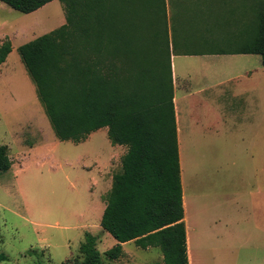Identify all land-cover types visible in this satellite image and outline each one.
I'll use <instances>...</instances> for the list:
<instances>
[{"label": "rangeland", "instance_id": "374dc122", "mask_svg": "<svg viewBox=\"0 0 264 264\" xmlns=\"http://www.w3.org/2000/svg\"><path fill=\"white\" fill-rule=\"evenodd\" d=\"M194 1L186 4L191 22L202 27L208 22L196 36L207 34L220 48L242 45L240 30L245 21L253 22L255 0H249L250 6L247 0ZM217 17L223 18L220 26ZM64 21L60 0L30 13L0 1V44L6 39L12 44L0 66V145L8 147L12 162L0 174V264H72L85 232L97 236L101 253L117 242L102 229L100 219L126 147L113 145L104 127L80 142L57 139L17 52L19 45ZM223 57L230 63L224 65L228 71L261 65L257 54L247 63ZM181 58H174L177 73ZM253 77L256 84L248 94L256 106L253 119L225 126L223 141L198 142L201 149L190 166L186 162L185 194L204 205L195 206L187 217L193 264H264V74ZM239 130L243 139L237 136ZM182 151L183 141V184ZM122 250L118 259L104 262L164 264L157 248L142 249L130 241Z\"/></svg>", "mask_w": 264, "mask_h": 264}, {"label": "trees", "instance_id": "16d2710c", "mask_svg": "<svg viewBox=\"0 0 264 264\" xmlns=\"http://www.w3.org/2000/svg\"><path fill=\"white\" fill-rule=\"evenodd\" d=\"M0 1L30 13L52 0ZM60 1L64 23L17 47L36 96L57 139L80 142L107 127L110 142L126 147L100 219L117 242L101 253L85 232L72 264H106L130 241L159 249L164 264H188L171 55L250 53L264 66V0L251 24L241 18L242 45L232 49L195 35L208 22H191L188 0ZM11 50L9 39L0 44V66ZM11 165L2 144L0 174Z\"/></svg>", "mask_w": 264, "mask_h": 264}, {"label": "crops", "instance_id": "0c3cea01", "mask_svg": "<svg viewBox=\"0 0 264 264\" xmlns=\"http://www.w3.org/2000/svg\"><path fill=\"white\" fill-rule=\"evenodd\" d=\"M226 55L237 57L234 58V63H247L252 54L206 51L201 54L171 55L173 104L175 110L179 163H182L181 141H183L185 145V151H182L184 178L183 184L181 182V185H183V220L186 227V244L189 264L192 251L190 248L187 217L188 214L194 212L193 209H195V206L199 208L204 205L194 200V197H187L185 194L186 162L188 161L190 166L191 158H193V155H196L194 152L199 148L201 149L200 145L202 144L198 142L223 141L228 132H225V130H228V128L225 129V126L247 124L248 121L250 122L253 119L256 114V106L251 103L248 94L251 89H253V85L256 84L252 82L253 76L256 73L264 74V66L262 63L258 68L247 69L246 65H244L237 69H233V71H228L224 68V65L230 64L226 61V58L223 57ZM177 56L183 57L181 58L183 60H180L178 65V73L176 65L173 63L174 58ZM5 63L6 61L3 64ZM242 95H245V98H239L242 97ZM104 128L107 129V127ZM237 136L243 139L244 132L239 130ZM188 143H191L192 147H188ZM120 146L124 145H119L118 147ZM191 148H193V150H190Z\"/></svg>", "mask_w": 264, "mask_h": 264}, {"label": "bare ground", "instance_id": "6f19581e", "mask_svg": "<svg viewBox=\"0 0 264 264\" xmlns=\"http://www.w3.org/2000/svg\"><path fill=\"white\" fill-rule=\"evenodd\" d=\"M201 241V239H200ZM194 258H193V253L191 252V256H190V264H193Z\"/></svg>", "mask_w": 264, "mask_h": 264}]
</instances>
